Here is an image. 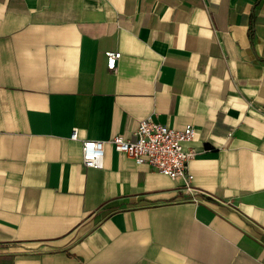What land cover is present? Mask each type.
<instances>
[{
    "label": "crops",
    "instance_id": "obj_1",
    "mask_svg": "<svg viewBox=\"0 0 264 264\" xmlns=\"http://www.w3.org/2000/svg\"><path fill=\"white\" fill-rule=\"evenodd\" d=\"M147 116L191 189L108 141ZM0 264H264V0H0Z\"/></svg>",
    "mask_w": 264,
    "mask_h": 264
},
{
    "label": "built area",
    "instance_id": "obj_2",
    "mask_svg": "<svg viewBox=\"0 0 264 264\" xmlns=\"http://www.w3.org/2000/svg\"><path fill=\"white\" fill-rule=\"evenodd\" d=\"M107 68L114 70L119 51L106 50ZM195 128L186 123L182 128H174L147 116L140 120L135 139L130 140L122 134H114L108 141L114 148L129 156L136 164H147L171 178L181 177L184 187L191 189L192 173L188 166L194 151L184 148L183 142L194 137ZM71 139H78L77 128L70 133ZM105 140L95 138L81 139V159L85 167H101Z\"/></svg>",
    "mask_w": 264,
    "mask_h": 264
}]
</instances>
